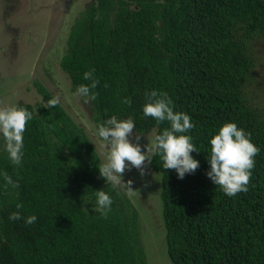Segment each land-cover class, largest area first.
Masks as SVG:
<instances>
[{
  "label": "trees",
  "instance_id": "16d2710c",
  "mask_svg": "<svg viewBox=\"0 0 264 264\" xmlns=\"http://www.w3.org/2000/svg\"><path fill=\"white\" fill-rule=\"evenodd\" d=\"M259 39L264 0L89 2L69 27L59 66L72 93L97 81L90 89L95 99L81 96L94 135L62 104L50 106L54 96L33 81L41 99L17 103L33 112L20 165L0 140V173L16 182L13 187L0 174V264H149L150 220L140 217L124 184L113 187L100 177L104 159L95 132L112 115L133 117L143 135L169 127L142 112L153 89L168 94L174 111L190 115L189 134L200 151L192 153L199 167L183 179L164 169L159 156L145 163L146 172L160 177L164 235L157 236L165 261L264 264V108L252 106L249 93ZM126 97L130 103H123ZM225 122L250 133L260 149L247 191L232 196L206 176L208 141ZM102 188L112 198L106 213L96 204L95 190ZM16 211L20 219L10 220ZM32 215L36 220L26 223Z\"/></svg>",
  "mask_w": 264,
  "mask_h": 264
},
{
  "label": "clouds",
  "instance_id": "9594fccd",
  "mask_svg": "<svg viewBox=\"0 0 264 264\" xmlns=\"http://www.w3.org/2000/svg\"><path fill=\"white\" fill-rule=\"evenodd\" d=\"M84 79H91V72H85ZM97 81L90 85L81 84L76 88L75 94L88 99H95V88ZM146 102L142 106L144 116L152 117L158 124L167 121L169 127L163 128L159 133H150L146 136L147 143H140L143 133L133 134L136 128L133 117L118 119L112 115L97 128L95 135L104 160L98 168L100 177L110 182L113 187L127 184L131 188L132 181H124L125 170L136 168L141 174L144 173V165L151 162L152 156H159L163 162L164 169H174L177 178L183 179L186 174L193 173L200 165L199 160L192 153H200L192 142L189 130L194 127L191 117L186 112L174 111L172 99L166 92H158L156 89L146 93ZM126 97L123 103H130ZM50 106L59 103L54 97L47 101ZM33 119V112L27 108L9 104L0 106V140L9 159L15 165H20L24 152V131L27 121ZM210 150L207 156L209 165L206 176L214 185L220 186L222 191L232 196L241 191H247V186L254 168V157L259 148L251 142L250 133L239 128L235 122H225L208 141ZM5 181L16 187V182L7 175ZM97 210L106 213L112 204L111 196L102 189L95 190ZM20 205H17L19 208ZM10 220H19V211L12 212ZM36 216H28L25 222L33 223Z\"/></svg>",
  "mask_w": 264,
  "mask_h": 264
},
{
  "label": "rangeland",
  "instance_id": "374dc122",
  "mask_svg": "<svg viewBox=\"0 0 264 264\" xmlns=\"http://www.w3.org/2000/svg\"><path fill=\"white\" fill-rule=\"evenodd\" d=\"M91 1L0 0V106L39 101L41 97L33 85V81L37 80L59 99V103L89 136L94 135L83 97L70 91L69 79L59 66L69 27L76 15ZM255 57L256 66L252 71L249 93L252 106L257 104L264 108V39L256 42ZM133 134H136L134 129ZM149 134L141 136L142 146L147 143L146 136ZM95 147L104 159L97 141ZM123 177L124 181H132V189L127 184L124 186L140 217L146 221L155 220L152 221L155 226L150 225V221L146 222L150 235L147 238L151 242L144 243L148 263L168 264L165 261L166 251L158 248L159 231L162 238L164 235L160 219L161 203L157 196L159 175L146 172L144 165L143 174L132 168L126 169Z\"/></svg>",
  "mask_w": 264,
  "mask_h": 264
}]
</instances>
